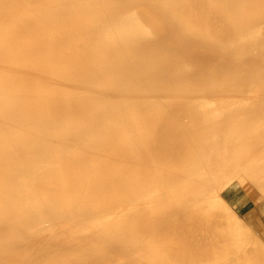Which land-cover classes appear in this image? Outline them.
Returning a JSON list of instances; mask_svg holds the SVG:
<instances>
[{
  "label": "bare ground",
  "instance_id": "6f19581e",
  "mask_svg": "<svg viewBox=\"0 0 264 264\" xmlns=\"http://www.w3.org/2000/svg\"><path fill=\"white\" fill-rule=\"evenodd\" d=\"M255 193L264 0H0V264H264Z\"/></svg>",
  "mask_w": 264,
  "mask_h": 264
},
{
  "label": "rangeland",
  "instance_id": "374dc122",
  "mask_svg": "<svg viewBox=\"0 0 264 264\" xmlns=\"http://www.w3.org/2000/svg\"><path fill=\"white\" fill-rule=\"evenodd\" d=\"M245 190V189H244ZM253 190V189H252ZM251 191V190H250ZM249 191V192H250ZM243 192V191H242ZM243 193H245V192H243ZM258 195V196H257ZM254 197H245V196H242V195H238L237 197H236V199H230V198H228V197H225V200L227 201V203H228V206L231 208L230 210L232 211L233 210V208H234V210L232 211V212H234V213H236V214H238L239 216H240V219L242 220V222H243V224H245L246 222V224L245 225H247L248 224V222L250 221V225L252 224V226L250 227V225L249 226H247V228L249 227V230H250V228L251 229H253L254 231L253 232H256V235H257V233H259L261 230L263 231L264 230V203L263 204H261V208H260V210L261 209H263L262 210V215H260V213H258L257 214V216H256V220L255 219H253L252 217H247L246 215L247 214H249L250 212H249V210H253V209H255L256 207H255V201H256V199H258L259 198V194L258 193H255L254 195H253ZM228 198V199H227ZM239 198V199H238ZM248 198V199H247ZM243 201H249V204L250 205H248V207L250 208H248V211H246L245 213L244 212H242V211H239L238 209H237V206H239V205H241L242 204V202ZM264 202V201H263ZM226 203V204H227ZM232 206V207H231ZM263 206V207H262ZM243 216V217H242ZM245 216V217H244ZM242 218H245L244 220L242 219ZM253 221H251V220ZM263 220V221H262ZM245 221V222H244ZM252 222V223H251ZM256 224V226H255V224ZM259 228V229H258ZM256 230V231H255Z\"/></svg>",
  "mask_w": 264,
  "mask_h": 264
}]
</instances>
